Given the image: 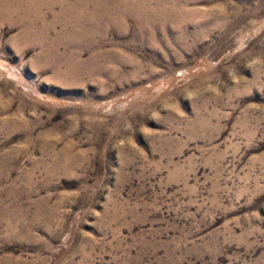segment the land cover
I'll use <instances>...</instances> for the list:
<instances>
[{
    "label": "rangeland",
    "instance_id": "rangeland-1",
    "mask_svg": "<svg viewBox=\"0 0 264 264\" xmlns=\"http://www.w3.org/2000/svg\"><path fill=\"white\" fill-rule=\"evenodd\" d=\"M0 264H264V0H0Z\"/></svg>",
    "mask_w": 264,
    "mask_h": 264
}]
</instances>
